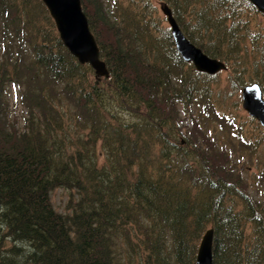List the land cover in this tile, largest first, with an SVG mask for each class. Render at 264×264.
<instances>
[{
    "label": "trees",
    "instance_id": "16d2710c",
    "mask_svg": "<svg viewBox=\"0 0 264 264\" xmlns=\"http://www.w3.org/2000/svg\"><path fill=\"white\" fill-rule=\"evenodd\" d=\"M80 1L107 77L67 50L42 0H0V264H195L210 227L212 264H264V191L234 159L264 140L240 101L248 83L264 95V14L248 0ZM164 3L225 70L181 58ZM230 115L233 151L205 127Z\"/></svg>",
    "mask_w": 264,
    "mask_h": 264
},
{
    "label": "water",
    "instance_id": "95a60500",
    "mask_svg": "<svg viewBox=\"0 0 264 264\" xmlns=\"http://www.w3.org/2000/svg\"><path fill=\"white\" fill-rule=\"evenodd\" d=\"M259 11L264 13V0H250ZM52 17L59 37L68 51L79 63L89 64L95 76L109 75L106 63L99 55V48L91 33L87 18L82 10L80 0H42ZM169 24L175 47L182 59L192 62L201 72L215 73L225 69V64L216 58L209 57L194 46L178 27L167 5L161 6ZM242 107L249 115L255 117L264 127V99L257 83L244 85L241 89ZM213 229L208 228L201 237L195 264H212L211 245Z\"/></svg>",
    "mask_w": 264,
    "mask_h": 264
},
{
    "label": "rangeland",
    "instance_id": "374dc122",
    "mask_svg": "<svg viewBox=\"0 0 264 264\" xmlns=\"http://www.w3.org/2000/svg\"><path fill=\"white\" fill-rule=\"evenodd\" d=\"M124 1V0H123ZM106 6L112 7V1L108 2L104 0ZM5 98L7 101V110L9 111V118L11 121H16L18 127L24 126V118L27 116V112L24 105L21 102L20 88L10 83L6 86ZM213 105V104H212ZM216 107V106H215ZM234 113V112H232ZM221 117V116H217ZM217 117L205 125L207 130L212 134L214 130V136L219 141L220 145L227 147L230 151H233L236 146H238L239 139V128L235 126L234 123H227L225 121H220ZM224 118V117H223ZM225 119V118H224ZM247 129L249 126L246 127ZM23 130V129H22ZM234 159L244 160L249 168L245 172V178L250 182L251 189L254 194L258 197L259 187L264 191V185L260 181L259 172L264 166V140L261 144L256 146L254 150L250 149L248 152L240 151L235 156ZM256 191V192H255ZM69 195V189L64 187H56L50 191V198L53 206L57 211H65L67 199ZM4 229L0 228V232ZM5 245L10 243L9 240H5Z\"/></svg>",
    "mask_w": 264,
    "mask_h": 264
}]
</instances>
